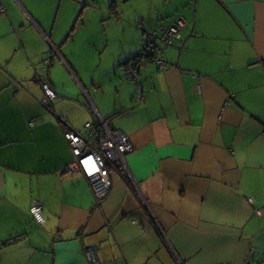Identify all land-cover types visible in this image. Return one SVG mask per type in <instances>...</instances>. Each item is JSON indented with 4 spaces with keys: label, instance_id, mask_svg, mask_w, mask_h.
Returning a JSON list of instances; mask_svg holds the SVG:
<instances>
[{
    "label": "crops",
    "instance_id": "1",
    "mask_svg": "<svg viewBox=\"0 0 264 264\" xmlns=\"http://www.w3.org/2000/svg\"><path fill=\"white\" fill-rule=\"evenodd\" d=\"M0 1V264H264V0H160L161 68L77 41L63 0ZM99 119L133 146L100 200L61 124Z\"/></svg>",
    "mask_w": 264,
    "mask_h": 264
},
{
    "label": "built area",
    "instance_id": "2",
    "mask_svg": "<svg viewBox=\"0 0 264 264\" xmlns=\"http://www.w3.org/2000/svg\"><path fill=\"white\" fill-rule=\"evenodd\" d=\"M2 12L4 7L0 1V13ZM184 23L183 19H177L162 32L161 36L156 35L155 32L146 34L140 59L146 58L152 60L158 67H164L165 62L157 56L160 45L161 43L170 44L173 38L179 37V30ZM128 67L134 75L136 69L132 64ZM41 87L44 92L42 103L47 105L49 100L55 97V92L47 82L41 83ZM61 124L72 154V159L64 169L69 172H81L90 183L98 200L105 197L109 191L110 171L127 181H133L126 163V154L132 151L133 146L124 132L111 128L107 119L86 122L88 137L81 135L65 123L61 122ZM41 208L40 201L34 199L30 212L38 222H42Z\"/></svg>",
    "mask_w": 264,
    "mask_h": 264
},
{
    "label": "rangeland",
    "instance_id": "3",
    "mask_svg": "<svg viewBox=\"0 0 264 264\" xmlns=\"http://www.w3.org/2000/svg\"><path fill=\"white\" fill-rule=\"evenodd\" d=\"M160 0H63L58 7L55 6V12L59 11V18L63 17L65 26L68 22L70 9L75 10L76 17L82 11L78 23H83L84 27L78 28L74 33L77 41L86 36H96L101 40L107 41V51L117 55L121 45L125 48L134 45L141 48L143 43L142 29L154 27L152 22L148 23L149 14L155 16L154 7ZM59 7L61 8L59 10ZM67 9V11H65ZM141 10V14L137 13ZM140 15H143L144 22ZM73 21L68 27L71 33ZM69 33V34H70ZM106 51V52H107ZM105 56H107L105 54Z\"/></svg>",
    "mask_w": 264,
    "mask_h": 264
},
{
    "label": "water",
    "instance_id": "4",
    "mask_svg": "<svg viewBox=\"0 0 264 264\" xmlns=\"http://www.w3.org/2000/svg\"><path fill=\"white\" fill-rule=\"evenodd\" d=\"M47 65H48V62L46 61V62L44 63V67H43V69H44L45 67H47ZM41 72H42V70H41ZM89 257H90L91 260H93V258H92L93 256L90 255Z\"/></svg>",
    "mask_w": 264,
    "mask_h": 264
},
{
    "label": "trees",
    "instance_id": "5",
    "mask_svg": "<svg viewBox=\"0 0 264 264\" xmlns=\"http://www.w3.org/2000/svg\"><path fill=\"white\" fill-rule=\"evenodd\" d=\"M158 56V55H157ZM136 58V57H135ZM138 59L140 58V57H137Z\"/></svg>",
    "mask_w": 264,
    "mask_h": 264
}]
</instances>
